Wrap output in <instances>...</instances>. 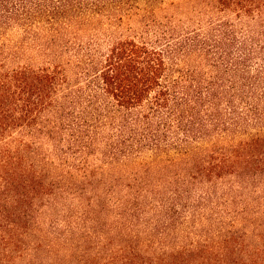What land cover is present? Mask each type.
Returning <instances> with one entry per match:
<instances>
[{
	"label": "trees",
	"instance_id": "1",
	"mask_svg": "<svg viewBox=\"0 0 264 264\" xmlns=\"http://www.w3.org/2000/svg\"><path fill=\"white\" fill-rule=\"evenodd\" d=\"M0 264H264V0H0Z\"/></svg>",
	"mask_w": 264,
	"mask_h": 264
}]
</instances>
